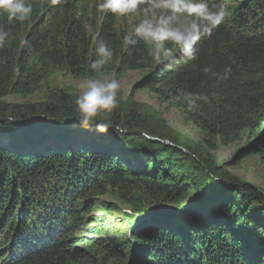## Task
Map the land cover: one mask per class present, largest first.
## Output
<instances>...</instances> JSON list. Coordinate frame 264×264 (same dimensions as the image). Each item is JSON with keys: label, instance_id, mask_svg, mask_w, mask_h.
<instances>
[{"label": "trees", "instance_id": "trees-1", "mask_svg": "<svg viewBox=\"0 0 264 264\" xmlns=\"http://www.w3.org/2000/svg\"><path fill=\"white\" fill-rule=\"evenodd\" d=\"M30 2V20L0 17V26L31 42L25 50L11 39L0 49V99L32 94L57 71L96 75L89 62L103 39L115 52L104 73L143 72L138 87L171 101L206 135L209 150L245 133L238 154L264 159V0L223 1L231 16L200 42L198 59L171 68L156 64L143 43L131 55L122 49L142 15H104L97 0L54 8ZM226 66L232 71L225 81L204 72ZM187 92H205L211 102L188 112L178 99ZM75 99L60 91L14 113L0 109V264H125L126 236L111 235L103 217L92 214L104 195L130 209L128 227L145 217V207L164 210L148 226L133 227L134 264H264V190L139 113L117 107L107 114L123 135L98 133L94 124L83 129L75 123Z\"/></svg>", "mask_w": 264, "mask_h": 264}, {"label": "clouds", "instance_id": "clouds-1", "mask_svg": "<svg viewBox=\"0 0 264 264\" xmlns=\"http://www.w3.org/2000/svg\"><path fill=\"white\" fill-rule=\"evenodd\" d=\"M45 2L48 7L54 8L68 4L70 0ZM96 10L117 17L142 12L144 18L134 23L123 36L122 49L131 55L132 48L143 43L149 46L148 54L156 64L169 68L196 61L200 42L210 39L214 31L231 16L223 0L219 3L216 0H97ZM32 13L33 4L30 0H0V17H4L7 23H24L30 20ZM11 39H18V46L22 49L31 48L29 39L13 36L6 27L0 26V49H4ZM93 55L95 58L90 60L89 68L96 75L89 76L79 85L75 99V123L83 129H90L94 124L98 133H107L111 129L123 135L122 127L106 119L107 114L119 105L118 92L121 88L118 79L104 74L105 66L114 61V49L105 40L98 39ZM231 71L230 66H226L222 73L214 72L210 67L204 69L217 81L228 80ZM178 99L188 112L198 109L200 102H211L205 92H187Z\"/></svg>", "mask_w": 264, "mask_h": 264}, {"label": "rangeland", "instance_id": "rangeland-1", "mask_svg": "<svg viewBox=\"0 0 264 264\" xmlns=\"http://www.w3.org/2000/svg\"><path fill=\"white\" fill-rule=\"evenodd\" d=\"M223 1L233 4L238 0ZM137 14L144 17L142 12H138L128 15L127 18L132 19ZM104 74L109 78L114 77L118 79L121 83V88L118 92V107L123 114H129L131 111L139 113L159 132L166 130V128L176 132L180 138L190 143L192 148L203 157L210 154L214 164L223 166L225 173L264 190V159L258 155L244 156L238 154V151L245 144V133H242L239 140L229 145L224 146L219 142L216 149L209 150L205 143L206 135L186 121L183 112L175 107L171 101L161 102L154 93L138 87V83L144 75L143 72L134 70L124 75H115L114 73ZM85 79V77H75L66 72L57 71L51 74L41 84L40 88L32 94L26 96L11 94L1 98L0 109L6 113H14L22 110L27 105L44 102L49 94L60 91L67 92L71 96L76 97L79 92V85ZM163 142L172 147L171 143L167 140ZM231 160H233V163L229 162ZM147 194L143 197L146 204L150 199ZM98 204H100V207L94 209L92 214L99 215L101 218L103 217L102 219L106 221V224L111 229L110 234H119L118 232H120L123 236H127L129 227L127 220H124V213H129L130 209L126 205L119 204L108 195L99 197ZM151 208L149 210L146 207L143 208V215L145 217L140 216L137 220L147 218L149 215H146L150 213Z\"/></svg>", "mask_w": 264, "mask_h": 264}, {"label": "water", "instance_id": "water-1", "mask_svg": "<svg viewBox=\"0 0 264 264\" xmlns=\"http://www.w3.org/2000/svg\"><path fill=\"white\" fill-rule=\"evenodd\" d=\"M95 126V125H94ZM220 182H223L224 184H227L224 182L222 179L218 178ZM161 211L163 212L164 210L162 208H153L150 211V214L147 218L142 219V220H137L134 225L129 226V231L128 235L126 236L127 241L129 242L127 246V255H126V262L125 264H134L136 258L138 257V245H136L135 241H133L132 236H131V231L133 230V227L140 225L142 227L148 226L149 224L153 223L154 219L157 216V213ZM168 215L171 213L170 211L166 212ZM165 214V213H163Z\"/></svg>", "mask_w": 264, "mask_h": 264}]
</instances>
